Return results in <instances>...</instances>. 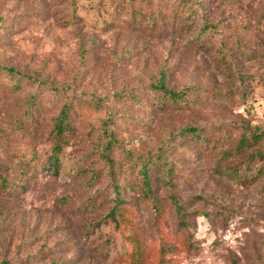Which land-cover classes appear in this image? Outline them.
<instances>
[{
	"label": "rangeland",
	"instance_id": "rangeland-1",
	"mask_svg": "<svg viewBox=\"0 0 264 264\" xmlns=\"http://www.w3.org/2000/svg\"><path fill=\"white\" fill-rule=\"evenodd\" d=\"M188 3L213 28L203 43H184L172 26L149 31L143 18L159 17V0H0V67L23 85L14 91L0 70V264H264V161L235 150L242 137H261L253 150L264 153V0ZM161 66L169 87L195 88V109L162 110L138 90ZM51 87L76 95L56 171L50 133L66 92ZM187 126L202 129L207 150L177 138ZM104 131L132 204L121 233L106 219L114 195ZM163 146L173 186L155 173L153 203L129 161Z\"/></svg>",
	"mask_w": 264,
	"mask_h": 264
},
{
	"label": "trees",
	"instance_id": "trees-1",
	"mask_svg": "<svg viewBox=\"0 0 264 264\" xmlns=\"http://www.w3.org/2000/svg\"><path fill=\"white\" fill-rule=\"evenodd\" d=\"M172 0H159V6L163 8L159 11V17L153 18V15H145L143 18V24L149 31L161 30L167 31V26H172V28H179L178 34L181 35L183 42L187 44L204 42L206 37L210 35V31H213V28L205 22L197 13L193 12L191 7H189L188 0H180V4L178 8H173V3L170 6ZM182 21V22H181ZM200 22V23H199ZM196 23V24H195ZM199 23L198 30L193 36H188L189 28L197 25ZM180 25L181 27H179ZM82 48V47H81ZM83 50V48H82ZM0 70L4 71L1 67ZM4 74L8 75L10 80V85L12 89L16 92H20L22 85V77H19L13 70L6 69ZM195 88L188 87L182 91H176L175 89L169 87V73L165 66H161L157 71V80L150 84L139 88L138 90H146L149 91L151 95L156 98V107L159 109H173L175 111H185L190 109H195L197 104L195 101L189 98L188 92L194 90ZM53 94L61 93V91L66 92L63 94L65 96V102L63 103L61 110L59 112L58 119L50 133L53 137L54 143L52 147V155L50 157L51 169L58 170L62 157L64 156L65 147L68 143L69 137L72 134L71 120L72 114L75 110V101L73 97L76 95H69L67 89H61L51 87ZM123 98H127L134 103L139 104L140 100L135 96L129 95L128 93H123L121 95ZM30 100L28 103L31 106L36 104V94L32 93L29 96ZM27 116V114H24ZM108 135V136H105ZM177 138L181 140H190L198 147L207 150L208 140L205 136H203V132L201 128L187 126L182 127L178 133L176 134ZM172 137V134H168V139ZM102 143L100 145V155L102 160L104 161L107 170V174L109 176L112 192L114 195L113 205L109 208L108 214L106 215L107 221L111 224H114V227L117 231L121 233V225L122 220L125 219L126 206H131L132 204L130 200H126L124 198L122 188L116 183L118 174L116 173V163L114 162L112 152L114 149V137L109 135L106 131H104V136L102 139ZM261 140V137L250 139L249 137H242L238 145L236 146V152H240L244 154L245 152H251V155L255 156V158L259 157V160L264 161V153L259 151H254L253 147L257 145V142ZM177 148L176 146H173ZM229 146L222 142L220 147H216V151L218 152V156L222 158H227L229 153ZM170 153V149L168 147H160L159 151L150 157H137L134 158L133 161H129L130 168L134 167L138 173L139 186L142 194L146 199H151L154 203L155 200V190L153 183V176L155 173L162 171L164 174L163 183L167 186H173V175H174V163L171 162L168 155ZM250 154V153H249ZM93 184L97 183L98 176L93 175L90 180ZM135 184H131L129 188L134 189ZM173 204L176 206V210H179V202L177 200L173 201ZM154 211L156 212V216L161 213L160 209L154 207ZM135 243H138L136 239H134ZM135 251L138 254H141L140 245H136ZM139 256V255H138ZM137 256L138 260L139 257Z\"/></svg>",
	"mask_w": 264,
	"mask_h": 264
}]
</instances>
